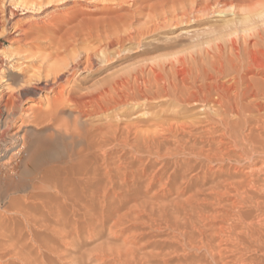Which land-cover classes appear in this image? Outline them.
I'll list each match as a JSON object with an SVG mask.
<instances>
[{"label":"bare ground","instance_id":"obj_1","mask_svg":"<svg viewBox=\"0 0 264 264\" xmlns=\"http://www.w3.org/2000/svg\"><path fill=\"white\" fill-rule=\"evenodd\" d=\"M262 1H244L233 7L235 3L219 0H163L147 5L148 9L144 5L147 10L131 14L126 10L119 15L110 4L122 5L125 0H0V48L8 43L0 50V264H51L48 254L58 256L50 244L40 242L44 234L52 238L60 234L71 243L79 230L69 224L68 215L80 208L87 221L86 198L105 201L111 189L128 188L129 178L138 183L145 169L130 173L129 178L124 171L129 161L137 162L143 156L163 163L159 170L173 164L172 173L164 175L166 182L190 181V188L194 187L185 200L177 197L169 213L179 221L175 228L180 245L203 251L209 259L199 264H227L222 250L237 255L234 258L229 253L234 258L230 262L264 264V27L248 32L255 18L264 16ZM231 11L233 19H223L220 25L195 34L191 46L195 50L174 61L110 76L83 92L76 88L79 83L73 85L77 71L90 72L110 62L127 44L156 31L200 24L204 17ZM139 18H143L140 26L135 24ZM140 101L169 102L170 114L143 131L131 123L126 127L111 122L92 124L119 106ZM198 108L200 112L186 115ZM196 125L201 132L192 136L190 129ZM185 135L193 140H184ZM193 171H202V175L188 177ZM163 172L150 174L146 188L161 184ZM101 178L102 199L96 184ZM204 192L227 197L237 209L229 217L233 223L228 225L227 217V226L216 229L222 250L204 241L198 232L201 227H196L202 218L212 219L204 210L211 199L200 197ZM161 210L165 213L166 209ZM122 217H110L113 227ZM192 226L199 230L190 231ZM118 250L111 247L110 255L117 256ZM123 250L125 257L118 255L115 260L142 263L130 249ZM250 251L259 256L245 262L242 254Z\"/></svg>","mask_w":264,"mask_h":264},{"label":"rangeland","instance_id":"obj_2","mask_svg":"<svg viewBox=\"0 0 264 264\" xmlns=\"http://www.w3.org/2000/svg\"><path fill=\"white\" fill-rule=\"evenodd\" d=\"M125 1H126V3L124 2L123 3L124 5L123 4L122 5L121 4L116 5V4L112 3V4H110V6L114 5L117 10L113 8L114 6H111L113 8V10L116 13H118V14L121 13V15H123L122 12H124V14H125V12H127L126 10H130V11H128V12H130V14L132 13V11L136 12L137 10H142V9L147 10L150 5L153 6V4H157L163 0H132V1L128 0V2H127V0H125ZM133 1L135 2L136 5H134ZM213 1L214 0H211V3ZM219 1H221L223 3L228 2L231 5H233V3H235L233 5V7H234L236 5L243 3L244 1L249 2V1H253V0H226V1L225 0H219ZM82 3H84V1H82ZM144 5H145V7L148 5V7H146L147 9L144 7ZM119 7H120V9H119ZM139 7H141V8H139ZM263 7H264V2H263ZM123 8L124 9L126 8L125 11H123L124 10ZM121 9H123V10H121ZM114 11H112V12L114 13ZM116 13H114L113 15H116ZM127 13H126V15H127ZM262 14L264 15V8L262 9ZM232 15H233L232 11H231V13L226 14V15H223V14L217 15L216 14L214 16L204 17L205 19L203 18V20H205V21L200 23V24L195 25L194 23H191L189 25H182L178 29H175V30L168 28V29L163 30V31H156L157 33L156 32H155V34L152 33V34L146 36L145 38H142L140 41H137L138 44L136 42H134L136 45H133L134 43L131 44V46L129 44H127L126 46L128 48L125 46L126 49H124V51H122V54L120 51V53H118L110 61L111 63L108 62V63L102 64V65H98L94 70L92 69L90 72H83V71L78 72L77 71L76 73H78V74H75V76L73 77L75 84H73L74 83L73 81H72L73 82L72 84L74 86H78L76 84L79 83V86L76 88L80 87L79 90H81L83 92L86 88H89V90H91L90 88L93 87V84L95 87V86H97V83L111 78L110 76L113 77V76H117V74L121 75L123 73L127 74V72H130L132 74V73L139 72L143 69L146 70V68L153 67V65H160L163 63L167 64L171 61H174L175 60L174 57L177 58L180 55H184L185 53L187 54V52H191V51L195 50L191 47L193 45V41H194L193 37L195 34H201L203 31H207L209 29L210 25H214V26L220 25L222 23L223 19L224 20L233 19L234 15L233 16ZM57 16L60 17V15H57ZM262 17L264 18V16H262ZM262 17L260 16V18L259 17L255 18L256 20H258V23L255 20L256 24L250 25L248 27V29H250V31H251L252 29L255 30L256 26L260 27V28L264 27V19ZM142 19L143 18H141V19L139 18L140 22L136 21L137 23L135 22V24L140 26V24H138V23L142 24L143 23ZM261 25H263V26H261ZM248 29H247V31H248ZM250 31H248L249 34L253 32V31H251V32ZM244 32H242L241 34L243 35ZM243 36H246V35L244 34ZM12 38H14V37H12ZM139 42L141 44H139ZM3 46L0 48V50L6 49L8 46V43L5 42L3 44ZM124 52H126V53H124ZM119 54H120V56H119ZM119 57H121V58H119ZM116 58H118V60ZM83 74H85V76ZM74 78L77 79L78 82ZM84 81H87V82H84ZM82 85H84V86H82ZM82 87L83 88L85 87V88L82 89ZM86 91H88V89ZM157 100H161V99H157ZM141 102H143V101H140L137 104L131 103V105L127 104V105L119 106V108L117 107L116 110L109 112V114L106 113L105 116H101L102 118L99 117L97 120L93 119V121L96 123H94L92 121L93 122L92 124H104L106 122L107 123L111 122L113 124L117 123V124L121 125L122 127H126L124 125L131 123L130 126L136 125L135 126L136 128L139 126L137 129H139V130L142 129L141 131H143L146 128L151 129L150 128L151 123L154 124L158 121H162L163 120L162 118L165 119V115L167 116L170 114L171 110H169L170 106H169V102H167V101L166 102L168 104L165 103L164 101H157V103L153 102V101L143 102V103H141ZM27 106H29V104ZM27 106H25V108ZM200 110H201L200 108H198V110L195 109L186 115L188 116V115L200 112ZM118 121H119V123H118ZM136 123H138V124H136ZM149 124H150V126H148ZM127 126H129V124ZM199 126L200 125H196L193 128L194 130L191 128L190 130L192 132H190V135H192V136L196 135L197 136V134L201 132V130L198 129ZM183 138H184V140H188V139H189V141L193 140V137H188L187 135H185V137H183ZM125 157H126V159H128V155H126ZM143 157L141 158L142 160H137V162L136 161H132V162L129 161L132 164L130 165V163H129V169L124 171L126 176H128V178H129L130 173L137 174L140 172L141 169H145V176L141 180H139L138 183H134L132 178H129L128 179L129 183L127 184L129 189L127 187H124V188L123 187H119V188L116 187L113 190L111 189L109 192V195L107 196L108 198H106L105 201L99 200V201L93 202L91 199L86 198V200L84 201L83 204H84L85 208H87V210H86L87 211V221L83 220L84 210H81L80 208L75 209L74 213H76L77 215L74 213H73L74 214L73 216L68 215V218H70V220H68L69 224H71V225L75 224L74 226L78 227L77 231L79 230L76 233L75 237H73V240H71L72 244L70 243V241L65 239V237L63 235H62V237H64V238L60 237V234H58L59 236L55 235L52 238V236L49 235L48 233H47L48 235L44 234L46 240L43 236V239H41L40 242L43 244H47L48 246L50 244V247L55 248L56 255L58 256V258L57 257L55 258V256L53 258L52 255L48 254V258H49L48 260L50 261L51 264H68V263L69 264H116L119 262L117 260V259H119V258H117L118 255H121V257H125L122 255V254H125L122 251H124L123 249H125L126 247L128 249H130L129 251L131 254H133V257L134 258L136 257L135 258L136 261H138L137 259H139L142 263L144 261L145 263H143V264H146V263L147 264H199L198 262L203 261L202 263H204V262L209 261V259H208V261H206L207 259L205 258L203 251L199 252L198 250L197 251L196 250H188V248L181 246V245H183V243H181V241L178 242L179 240L178 241L176 240V238L179 236V231H177V229L175 228V225L177 223H178L177 225H179V221L176 219L173 220V218L171 217V214H170L171 208L173 209L174 206L176 207L177 202H178L177 200L178 199H180L179 201L185 200L186 197L191 194V191H193L192 189L194 187L190 188L191 187L190 181H185V183H184V181L180 182L177 180L176 183H174L175 185L172 184L171 182H168V181L166 182L165 178H167V176L172 173V170H173L172 165L173 164L169 163V165H170L169 168L166 167L165 170H164V168H161L159 170V167H161V164H163V163H160V161H158V160L156 161L154 158H151V160H150L151 162H150L148 160V158H145L146 156H143ZM180 158L182 160L184 157H180ZM152 161H154V163ZM147 162L149 163L150 166H148ZM155 163H157L158 165L157 164L154 165ZM144 165L146 167H148L149 170L147 168V171H146V167ZM155 169H156V171H155ZM153 170L155 171V173L156 172L159 173L158 175H162V172L164 170L163 177H164V175H167V176H165L164 179L162 176L161 177H162L163 181L165 180V183L162 181L161 184H154V185L152 184L150 187L146 188L148 185V182L150 180L148 177L151 176L150 174H155L153 172ZM212 171H215V168H213ZM124 172H122V173H124ZM197 172L198 171H196V172L193 171V172L189 173L188 177L191 176V178L193 177V179L200 177L202 175L201 174L202 171H200L198 173ZM211 173H213V172H211ZM196 175H198V176L195 177ZM96 184L97 185L99 184V190L100 191L98 193V196L100 198V197H102L103 193H105L102 191L103 188H101V187H104L102 178L99 179L98 183H96ZM162 184H163V186H160ZM171 190L174 192H172ZM204 193L205 194L202 193V195L200 196V197H202V199L207 198V197H209V200L211 199L210 202L208 201V204L205 203V208H204V210L206 211L205 213L206 214L208 213L209 215L211 214L212 219L213 218L214 219L212 220L211 217H210V219L209 218H207V219L202 218L203 219V220L201 219L202 223L201 222H200L201 224L199 223L200 226H196V227L202 228V229L199 228L201 232L198 231L199 229L196 227L195 228L197 230H194L195 229L194 226H192V228L189 227V230L191 229L190 231H192V232L198 231L200 234V237L202 235L201 233H203L201 238L205 239L204 241L208 240L207 242H210L212 247L215 246V249L222 250L224 244H222L221 246L218 245L220 240H222L221 239L222 237H221V235L219 236L217 233H215L216 229L219 226L226 227L227 223H228V218L229 217L233 218V216L235 215L233 213L237 209L235 207L231 206L232 200L227 199V197H222L220 199L219 196L208 195V192L207 193L204 192ZM182 194H184V195H182ZM118 195L119 196L122 195L125 198V200L123 197H122V199L113 198L114 196H118ZM134 197L136 199L135 201H134ZM177 197H178V199H177ZM100 199H102V198H100ZM215 200H217L218 203H216L217 201H215ZM174 201H177V202H175L176 203L175 205L172 204V203H174ZM212 202L213 203L215 202V203L209 204ZM172 205H174V206H172ZM200 206L203 207L204 203L200 204ZM167 207L169 208V210L167 209ZM175 207H174V209H175ZM153 208H154V210H153ZM161 208H163V210L165 208L166 210L164 212L166 214L168 212V214L166 215L165 213H163ZM129 209L130 210L132 209V210L130 211ZM150 209L152 212L150 211ZM76 210H78V211H76ZM142 210H146V211H144V213H143ZM140 212H142V213H140ZM158 212L162 213V215L160 216V214ZM135 213H137V217H135L136 216ZM148 213H150V214H148ZM62 214H60L59 217H61ZM157 214H159V215H157ZM208 214H207V216H208ZM75 215L77 217H74ZM122 215H126V216L128 215V216L122 217ZM116 216L122 217L121 218L122 221L120 220L121 222L119 221L118 222L119 224L118 225L116 224L117 226L115 225L114 226L115 228H114L113 227V225H114L113 220L116 219L115 218ZM217 216H219V217H217ZM110 217L111 218L113 217L112 218L113 220ZM160 217H161V219H159ZM163 217H165V218L163 219ZM166 217L167 218L169 217L168 219H171V220L165 221V220H168ZM76 218H77V220H76ZM123 218H126V219L123 220ZM230 218H229L228 225L233 223V219H230ZM52 220H54V219L53 218L49 219V221H52ZM163 220H164V222H163ZM160 221H162V222H160ZM159 222L161 225L158 224ZM165 222H168V223L165 224ZM48 224H50V223H48ZM50 225L53 226V223L51 222ZM13 226H14V224H10L9 228H13ZM164 226H166V227H164ZM172 227L175 229H172ZM89 228H93V229H89ZM89 230H90V232H89ZM64 240H67L68 242H65ZM44 241H46V242L44 243ZM67 243L69 244V246L72 245V247L70 246V249H69V246ZM229 243L232 244L233 242L232 243L229 242ZM122 244H124L125 246ZM121 246H124L123 249ZM170 246H172V247H170ZM111 247L112 248L114 247V250H115L114 252H116V250H118V249H115V247H120V249H122V250L119 249L120 250V251L118 250L119 254L115 253V254H117V256L114 257L113 256L114 253L112 255H110L111 254ZM156 247H157V249H156ZM101 248H102V250H101ZM68 249L70 252L68 251ZM185 249H187V250H185ZM65 250L67 253H64ZM96 251H98V252H96ZM102 251H103V253H102ZM112 252H113V250H112ZM224 252L227 253L225 250H222V254H224L225 257L229 258V260L226 258V260L229 262V263L227 262V264H233L234 262H230V260L234 259L237 255H234V253H232L230 251L228 252V254H225ZM62 253H64V255L66 254L65 255L66 257H64ZM98 253H100V254H98ZM229 253L233 254L234 258H233V255H231ZM242 253H244V252H242ZM131 254H128V255L130 256ZM257 256H259V253H256L254 251H250L248 253L245 252V254H242V259L245 262H247V261L249 262V260L256 259ZM96 258L98 260H96ZM114 258H117L116 263H115L116 260ZM195 259L197 262L195 261ZM51 261H55V262H51ZM120 264H126V263L121 262ZM234 264H237V263H234Z\"/></svg>","mask_w":264,"mask_h":264}]
</instances>
